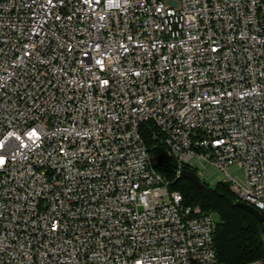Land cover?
I'll return each instance as SVG.
<instances>
[{
  "label": "built area",
  "instance_id": "built-area-1",
  "mask_svg": "<svg viewBox=\"0 0 264 264\" xmlns=\"http://www.w3.org/2000/svg\"><path fill=\"white\" fill-rule=\"evenodd\" d=\"M102 1L0 0V264H223L141 126L264 215V0Z\"/></svg>",
  "mask_w": 264,
  "mask_h": 264
},
{
  "label": "trees",
  "instance_id": "trees-1",
  "mask_svg": "<svg viewBox=\"0 0 264 264\" xmlns=\"http://www.w3.org/2000/svg\"><path fill=\"white\" fill-rule=\"evenodd\" d=\"M141 126V133L148 149L156 159V168L171 190L183 194L186 204L198 205L206 212H216L218 222L215 232V246L220 263L240 264L264 257V234L262 223L249 209L237 206L236 194L228 182L219 181L214 185L203 181L199 188L189 179L176 176V162L169 156L161 160L156 148L164 146L159 133L157 136L148 127Z\"/></svg>",
  "mask_w": 264,
  "mask_h": 264
},
{
  "label": "rangeland",
  "instance_id": "rangeland-1",
  "mask_svg": "<svg viewBox=\"0 0 264 264\" xmlns=\"http://www.w3.org/2000/svg\"><path fill=\"white\" fill-rule=\"evenodd\" d=\"M199 169L197 170V173L200 177V179L205 181L206 183H209L211 185H214L215 183L219 181H230L229 175L237 180L240 184L245 185L246 179H245V171L242 167H239L238 165H232L227 168V171L222 170L218 168L217 166L213 164H198ZM229 173V174H228Z\"/></svg>",
  "mask_w": 264,
  "mask_h": 264
},
{
  "label": "water",
  "instance_id": "water-1",
  "mask_svg": "<svg viewBox=\"0 0 264 264\" xmlns=\"http://www.w3.org/2000/svg\"><path fill=\"white\" fill-rule=\"evenodd\" d=\"M156 151H157V153H158V155H159V157H160L161 160H165L166 159V152H165V149H164L163 146H158L156 148ZM182 176L184 178L189 179L190 181H192L199 188H203L204 183L200 179V177H199V175H198L197 172H195L193 170H187V169H185V170L182 171ZM235 204L237 206H240V207L249 209L250 212L252 214H254L261 223L264 221V215L257 208H255L254 206H252V205H250V204H248L246 202L240 201V200H237L235 202ZM262 231H263V234H264V229Z\"/></svg>",
  "mask_w": 264,
  "mask_h": 264
}]
</instances>
